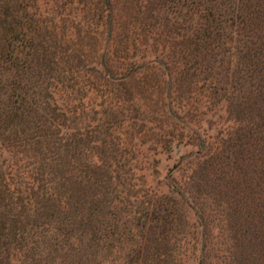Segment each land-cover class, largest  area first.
Returning <instances> with one entry per match:
<instances>
[{"label": "trees", "instance_id": "obj_1", "mask_svg": "<svg viewBox=\"0 0 264 264\" xmlns=\"http://www.w3.org/2000/svg\"><path fill=\"white\" fill-rule=\"evenodd\" d=\"M35 1L0 0V157L3 152L40 154L42 149L53 157L33 169L36 187L24 191L16 181L6 178L0 166V264H15L19 258L31 264L34 256H42L45 251L38 245L46 241L39 244L32 238L37 230L45 228L40 222L46 215L47 226L53 220L58 225L52 227L54 236L49 238L54 254L51 264H66L70 257H76L73 254L80 244L75 234L89 236L87 228H95L94 218L115 215L109 207L117 208V203L128 215H134L138 235L141 230L145 232L139 244L144 253L148 252L150 264H174L177 249L169 245L183 226L178 215L168 209L174 202L150 193L149 188V192L141 189L147 196L139 198L140 191L127 187L124 176L117 178L119 182L123 180L118 185L120 195L110 193L111 200H105L104 193H109L104 184L113 178L102 168L107 158L104 150L88 157L75 147L67 163L62 161L61 152L67 150L68 144L61 150L58 139L69 141L65 130L70 111L66 113L56 104L52 94L75 90L76 99H83L84 85L76 70L81 61L66 56L62 38L54 42L48 36L43 25L48 23L38 14ZM107 2L103 0V4ZM165 2L177 8L181 0ZM191 8L198 20L204 21L201 32L194 30L193 75L196 79L203 76L199 82L209 86L205 88L212 97L226 103L232 120L230 130L219 141L218 151L201 160L196 190L212 198L221 195L220 201H214L226 212L229 238L235 243L233 264H264V0H194ZM150 27L154 29L155 25ZM101 69V79L130 95L131 75L114 78L103 64ZM211 80L223 85L214 86ZM5 87L12 93H2ZM104 92L106 99L116 95H112L111 88ZM50 143L54 150L48 146ZM96 184L101 189L96 204L82 205L75 192ZM197 208L201 211L202 206ZM77 215V224H86L73 228ZM22 217L31 220L28 231ZM85 230L87 235L82 234ZM52 231L40 237L47 240ZM72 239L78 244H70Z\"/></svg>", "mask_w": 264, "mask_h": 264}, {"label": "rangeland", "instance_id": "obj_2", "mask_svg": "<svg viewBox=\"0 0 264 264\" xmlns=\"http://www.w3.org/2000/svg\"><path fill=\"white\" fill-rule=\"evenodd\" d=\"M193 1L181 0L177 8L165 0H108L106 4L103 0L35 2L38 14L48 23L43 24L48 36L54 42L62 38L66 56L81 61L76 70L84 85L83 99H76L75 90L52 94L56 104L66 113L70 111L65 130L69 141L58 139L61 150L68 144L67 150L61 152L62 161L67 163L75 147L88 157L94 151L104 150L107 158L102 168L111 172L113 178L111 184H104L109 193H104L105 200H111L110 193L120 195L122 189L118 185L123 180L119 182L117 178L124 176L125 184L133 186V192L149 188L150 193L174 202L173 208L168 209L183 224L169 245L177 249L174 264H233L235 243L229 238L226 212L214 201H220L221 195L212 198L196 190L201 179L196 178L201 160L218 151L219 141L230 130L232 120L226 103L212 97L206 91L209 86L199 82L203 76L196 79L193 75L194 30L201 32L204 28V21L198 20L191 8ZM102 64L114 78L131 75L130 95L100 78ZM13 74L14 71L10 76ZM212 83L223 85L214 80ZM106 88L116 95L106 99ZM9 89L5 87L2 93L11 94ZM99 130L101 135L95 133ZM48 146L55 149L51 143ZM48 157L53 156L44 149L40 154L3 152L1 172L20 184L22 191L29 190L36 187L33 169L49 161ZM97 159L92 158L95 163ZM49 165L53 170L51 162ZM97 186L75 192L82 205L96 204L101 191ZM144 196L145 192L140 191L139 198ZM115 206H108L115 215L94 218L96 226L93 230L87 228L89 236L75 234L80 244L74 239L70 244L76 243L73 255L78 258L72 256L66 264H150L148 252L144 253L139 244L145 232L141 230L138 235L134 215L120 209L122 204ZM198 206H202L201 211ZM46 217L40 222L45 228L37 230L32 238L39 244L46 241L47 245H38L45 252L41 257L34 256L31 264H51L50 258L54 256L49 238L54 236L52 227L57 224L53 220L47 226ZM21 220L28 231L31 220ZM75 220L73 228L86 224H77L78 215ZM202 221L205 229L201 228ZM49 231L52 234L48 233V241L40 237ZM82 234L87 235L86 230ZM90 237L94 242L89 241ZM14 263L28 261L19 258Z\"/></svg>", "mask_w": 264, "mask_h": 264}]
</instances>
